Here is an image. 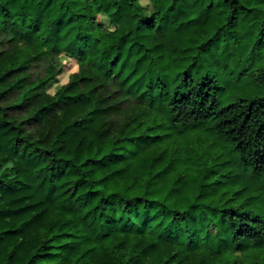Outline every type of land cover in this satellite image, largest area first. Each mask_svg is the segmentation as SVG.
I'll list each match as a JSON object with an SVG mask.
<instances>
[{"label":"trees","instance_id":"trees-1","mask_svg":"<svg viewBox=\"0 0 264 264\" xmlns=\"http://www.w3.org/2000/svg\"><path fill=\"white\" fill-rule=\"evenodd\" d=\"M141 1L0 0V264H264V0Z\"/></svg>","mask_w":264,"mask_h":264},{"label":"rangeland","instance_id":"rangeland-1","mask_svg":"<svg viewBox=\"0 0 264 264\" xmlns=\"http://www.w3.org/2000/svg\"><path fill=\"white\" fill-rule=\"evenodd\" d=\"M141 3H142V5H147L148 2H147V0H142ZM107 29H112V27L108 26Z\"/></svg>","mask_w":264,"mask_h":264}]
</instances>
